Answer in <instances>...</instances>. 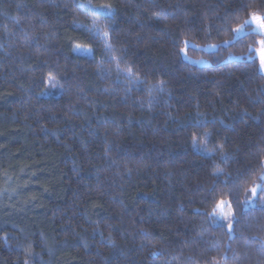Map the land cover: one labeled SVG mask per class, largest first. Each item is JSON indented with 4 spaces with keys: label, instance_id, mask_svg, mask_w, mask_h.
<instances>
[{
    "label": "trees",
    "instance_id": "16d2710c",
    "mask_svg": "<svg viewBox=\"0 0 264 264\" xmlns=\"http://www.w3.org/2000/svg\"><path fill=\"white\" fill-rule=\"evenodd\" d=\"M252 14L0 0V264H264L262 36L232 42Z\"/></svg>",
    "mask_w": 264,
    "mask_h": 264
},
{
    "label": "rangeland",
    "instance_id": "374dc122",
    "mask_svg": "<svg viewBox=\"0 0 264 264\" xmlns=\"http://www.w3.org/2000/svg\"><path fill=\"white\" fill-rule=\"evenodd\" d=\"M249 19H247V20H249ZM245 32L246 33L252 32V27L246 28ZM243 36H245V35L242 34L239 37H237L236 34H235V38H234V40L232 42L238 40L239 38H241ZM261 36H262V38L260 39V41L264 40V35H261ZM232 42H228L227 44H230ZM189 46H191V45L188 43L186 45V47L182 50L183 57H184V59L186 61H188L189 63H192L194 65L201 66V67L210 65L207 61H205L203 59H194V58L189 57L188 54H187V48ZM217 47L218 46H209V47L204 48V50H206L208 52H211V51H215L217 49ZM256 57L259 59L260 65H261V69L264 72V66H262V58H261V53H260V46L257 49ZM5 193H6L5 196L8 197V198L17 197V192L12 190V188L7 190ZM227 205H228V203L226 201H222L217 207V212L215 213V216L217 218V222L218 223L226 224L231 229L230 224L232 223V220H231V216H230V210L227 208Z\"/></svg>",
    "mask_w": 264,
    "mask_h": 264
},
{
    "label": "snow or ice",
    "instance_id": "6c2138e0",
    "mask_svg": "<svg viewBox=\"0 0 264 264\" xmlns=\"http://www.w3.org/2000/svg\"><path fill=\"white\" fill-rule=\"evenodd\" d=\"M109 7L110 6L105 5L101 9H99V11L103 13ZM248 27H252V34L264 35V16L252 14L249 20H245L242 25L234 29L236 36L239 37L242 34L247 35L248 33L245 32V29ZM103 36L105 39H107L108 33L104 32ZM259 44H260V53L262 58V66H264V40L259 41ZM108 47L111 48V45H108ZM261 179L264 180V177H262ZM257 187H264V186L258 185ZM252 192L253 195H255L256 188H253Z\"/></svg>",
    "mask_w": 264,
    "mask_h": 264
}]
</instances>
